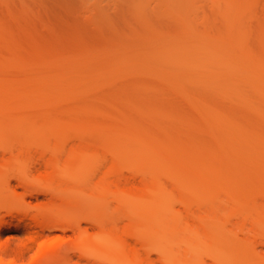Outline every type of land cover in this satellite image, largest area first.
I'll use <instances>...</instances> for the list:
<instances>
[{
	"label": "rangeland",
	"instance_id": "rangeland-1",
	"mask_svg": "<svg viewBox=\"0 0 264 264\" xmlns=\"http://www.w3.org/2000/svg\"><path fill=\"white\" fill-rule=\"evenodd\" d=\"M155 236L264 264V0H0V264H170Z\"/></svg>",
	"mask_w": 264,
	"mask_h": 264
},
{
	"label": "bare ground",
	"instance_id": "bare-ground-1",
	"mask_svg": "<svg viewBox=\"0 0 264 264\" xmlns=\"http://www.w3.org/2000/svg\"><path fill=\"white\" fill-rule=\"evenodd\" d=\"M17 180V185H13L14 187H12L11 186V190H12V193L14 194V195H18V187L20 188V187H23V190H25V192L23 191L22 192V194H23V200H22V203H25V201H26V197L25 196H31L32 195V193L33 192H41L40 190H37L36 188L34 189V187H32L34 184H33V182H31L32 180L30 179V177H17L16 178ZM31 180V181H30ZM51 190V189H50ZM52 191H53V193H55V194H53L52 193ZM44 192H49V191H44ZM66 193L67 194H69L68 195V198H69V203H70V205L68 204L67 206H71L70 208H73V207H76V206H78L79 205V203H80V201H82V200H84L83 198H84V196H85V193H86V191H84V189L83 188H80V189H76V188H74V189H71V190H67L66 191ZM35 194H37V193H34V195ZM40 194V193H39ZM50 194H52V195H55L56 197H58V199H60V197H63V194L61 193L60 194V192L59 191H54V190H51L50 191ZM58 194V195H57ZM154 194H157V192L155 191V193ZM34 195H32V196H34ZM51 195V197H53L52 198V200L50 201V203H48L47 205H45V206H42V207H39V208H37V213H38V211H39V213H38V215H40V216H42L43 215V217H45V216H47L48 215V213L50 214L51 213V211H52V209L55 207L54 205H55V202L57 201L56 199L57 198H55V196H52ZM156 197H157V195H155L154 196V202H156ZM55 198V199H54ZM54 200V201H53ZM22 206H23V204H21ZM83 205H84V203H83ZM22 206H20L19 208H18V211H22V210H25L26 212L27 211H29V209H26L25 207H22ZM154 206H156V204L154 205ZM66 208V207H65ZM66 209H62V211H65ZM83 219L85 220V221H89L90 219H89V216L88 215H86V216H84L83 217ZM54 224L53 225H56V227H58L57 226V224L59 225V227L61 228V229H63V230H67L69 227L70 228H72V229H74L73 228V226L72 225H69V224H63V223H60V222H56V221H54L53 222ZM56 223V224H55ZM52 224H51V226H53ZM64 228H66V229H64ZM78 228V229H77ZM75 229H77V230H79L78 232H79V234H78V236L79 237H81V238H83L84 237V233H85V229H83L82 228V225H81V223H78V225H76V228ZM83 231V232H82ZM85 238V237H84ZM155 238H156V236H155ZM157 240H155L154 241V246H153V248H155V250L156 251H158L160 254H161V256H162V258H164L166 261H168V263H172L173 264V258H172V255L166 250V247H165V243H163L162 242V240L160 241L159 239H158V237L156 238ZM159 240V241H158ZM159 244H158V243ZM156 245V246H155ZM162 245V246H161ZM53 244H45V245H43L42 246V248H41V250H42V252L39 254V256L38 257H42L43 255H45L46 253H48L52 248H53ZM173 260V261H172ZM171 261V262H170ZM183 261H181V263H182ZM176 262H174V264H175Z\"/></svg>",
	"mask_w": 264,
	"mask_h": 264
}]
</instances>
